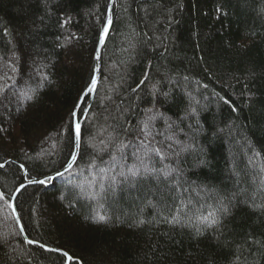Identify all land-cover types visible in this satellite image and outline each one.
<instances>
[{"label":"trees","instance_id":"trees-1","mask_svg":"<svg viewBox=\"0 0 264 264\" xmlns=\"http://www.w3.org/2000/svg\"><path fill=\"white\" fill-rule=\"evenodd\" d=\"M110 4L0 0V264H264V0H115L93 98Z\"/></svg>","mask_w":264,"mask_h":264},{"label":"snow or ice","instance_id":"snow-or-ice-1","mask_svg":"<svg viewBox=\"0 0 264 264\" xmlns=\"http://www.w3.org/2000/svg\"><path fill=\"white\" fill-rule=\"evenodd\" d=\"M113 24V20L111 15H109L107 17V20L105 22V24L102 27V30L99 34V42L101 44H103L106 40V38L109 35V31L110 28ZM96 59H100L99 56L96 57ZM96 84H97V79L95 76H93L92 80H91V85L88 87L87 92L91 93L95 90L96 88ZM30 98V97H29ZM84 113L82 112V110L78 113L75 108L73 109V111L71 112L70 116H69V125H70V130L72 133V136H70V139H74L75 142V148L78 150L80 147V143H81V136H82V129H81V123L79 122V116L83 115ZM154 117L153 116H149L148 119L143 123V128L141 129V135L147 136V135H151L150 132V126H149V122L151 120H153ZM112 139L111 134L109 137V141ZM139 139V137H138ZM141 145L144 147H147V145L144 144V140L141 139ZM103 143V141H102ZM128 145L125 144L122 140L120 141L119 145L117 146V151L119 152H123V150L125 148H127ZM170 147V146H169ZM152 151L156 153L157 156L160 157V159H164V155L162 152V149L159 147H154L152 148ZM77 156H78V151L76 153H70V157H71V162L68 163L66 161L67 167H66V171L71 170L73 168V166H75L76 162H77ZM113 160L116 159L115 156L112 157ZM143 162V161H141ZM2 167V166H0ZM21 167H23V165H21ZM147 170V169H146ZM102 172L105 171L104 169L101 170ZM166 175L168 173H165ZM63 173L57 171L56 176H62ZM121 176H123L125 179H127L129 176L131 177H136L138 175H140V169L133 166L131 168L128 169V172H121L120 173ZM55 179V176H46L44 179H33L30 180L29 183H35V184H47L51 181H53ZM105 180L109 179V177L105 176L104 177ZM111 182L112 184H115L116 182V177L113 176L111 177ZM111 186V185H110ZM106 191V189L104 188L103 183L100 185V192L98 193H93L94 197H99L101 196L104 192ZM179 212V210H177ZM229 214V208L227 205H225L223 203V201H220L218 206L215 207L212 211H209L207 213V215H204L203 213H200L199 215L196 216L195 220H193L192 217H189V221H188V226L190 227H194L195 231L197 234L202 235L203 234V230L207 229V228H219L220 224H221V216H226ZM98 219L100 221H105L106 217L101 215L98 217ZM144 221L141 220L139 221V223H143ZM180 216L179 214L176 216H173L172 219L169 221V223H180ZM28 243H34V241H28ZM43 247V246H42ZM63 255L65 257H67V259L69 261H71L73 258L71 256L68 255L67 252H64Z\"/></svg>","mask_w":264,"mask_h":264},{"label":"water","instance_id":"water-1","mask_svg":"<svg viewBox=\"0 0 264 264\" xmlns=\"http://www.w3.org/2000/svg\"><path fill=\"white\" fill-rule=\"evenodd\" d=\"M114 1L115 0H111V4H110V8H109V15H111V17H112V15H113V5H114ZM110 31H111V28H110ZM110 31H109V34H110ZM109 36V35H108ZM107 39H108V37L106 38V40H105V42L103 43V44H101L100 42H99V45H98V48H97V52H96V57L97 56H99L100 57V59H96V62H97V69H96V74H95V77H96V79H97V84H96V88H95V90L92 92V96H93V98L95 97V94H96V90H97V87H98V85H99V81H100V74H101V52H102V49L104 48V46H105V44H106V42H107ZM86 95V94H85ZM86 118V116L83 118V120H81V129H82V125H83V122H84V119ZM81 140H82V136H81ZM80 147H81V143H80ZM80 147H79V149L77 150L76 148H75V153L78 151V156H77V160H78V157H79V152H80ZM71 162V161H70ZM69 162V163H70ZM77 163V162H76ZM76 165V164H75ZM67 167V166H66ZM66 167L63 169V170H61L60 172H62L63 173V175L62 176H56V174H54V175H52V176H55V179L53 180V181H51V183H54L56 180H58L59 178H61V177H63V176H65V175H67L75 166H73V168L71 169V170H68V171H66L65 169H66ZM24 169V168H23ZM29 185H41V184H35V183H29V181H25V184L22 186V187H20L19 188V190L17 191V193L15 194V197H14V199H13V201H12V211H13V215H14V218H15V220H16V222H17V225H18V227H19V229L21 230V232L24 234V230H23V227H22V224H21V221H20V218H19V215H18V213H17V210H16V206H15V199H16V197H17V195L22 191V189L24 188V187H26V186H29ZM44 185V184H43ZM47 249V248H46ZM48 250H51V249H49L48 248ZM67 264H69V260H68V262H67Z\"/></svg>","mask_w":264,"mask_h":264}]
</instances>
